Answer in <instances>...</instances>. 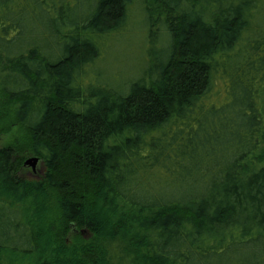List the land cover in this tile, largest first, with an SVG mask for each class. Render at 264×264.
<instances>
[{
  "label": "trees",
  "instance_id": "1",
  "mask_svg": "<svg viewBox=\"0 0 264 264\" xmlns=\"http://www.w3.org/2000/svg\"><path fill=\"white\" fill-rule=\"evenodd\" d=\"M137 8L164 60L125 93L84 86ZM39 17L47 45L21 43ZM263 95L264 0H0V126L23 139L0 148V254L264 264Z\"/></svg>",
  "mask_w": 264,
  "mask_h": 264
},
{
  "label": "rangeland",
  "instance_id": "2",
  "mask_svg": "<svg viewBox=\"0 0 264 264\" xmlns=\"http://www.w3.org/2000/svg\"><path fill=\"white\" fill-rule=\"evenodd\" d=\"M80 5L81 10L79 13L87 14L88 4L86 2H80ZM130 19L127 28L124 29L121 34L115 35L111 41L109 39L108 43L104 45V53L102 54V57H100L93 66H87L86 69L84 68L87 73L86 76H82L84 86H106L112 91H121L125 93L130 82H133V80L140 78L144 74H149L153 67L157 66V64H161L164 60V54H162V52L168 44V36L166 32L162 29L161 37L158 39L159 43H156L154 48H151L147 41L148 22L144 14H142L141 9L137 8V10H133ZM38 21L39 22H36L39 26L38 28H36L37 25L35 24L33 26L26 24L25 37L21 43H27V40H29L42 46L47 45L46 42L42 41L39 31L41 33L47 32L48 24L50 23L47 21V18L39 17ZM18 23L21 24V20L18 19ZM82 73L83 70L81 75ZM92 87L85 91L92 90ZM262 100V112L264 116V95ZM8 122H6L8 124L0 126V148L23 140L19 127L13 124L11 117ZM226 141L227 140L225 139L223 145L218 150V153L213 154V157L217 158L218 156V158H221L225 156L227 147L224 152H221V150L224 145L227 144ZM259 151L261 160H263L264 164V124ZM30 158L33 157L30 155L27 156L24 159L23 164ZM219 160L220 159H218V161ZM213 162L215 161L207 159L204 166H209V164L213 165ZM42 171V164L39 161L34 171L31 166L26 167L23 176L30 179L37 178L40 177ZM85 237L86 236L84 235V238ZM106 248H108L110 264L133 263L132 257L123 251L122 245L118 242L107 243ZM0 264H20V259L10 253H1Z\"/></svg>",
  "mask_w": 264,
  "mask_h": 264
},
{
  "label": "water",
  "instance_id": "3",
  "mask_svg": "<svg viewBox=\"0 0 264 264\" xmlns=\"http://www.w3.org/2000/svg\"><path fill=\"white\" fill-rule=\"evenodd\" d=\"M39 161L40 160L38 158H30L24 163L23 167L26 168L28 166H31L33 168V171H34L36 166L38 165Z\"/></svg>",
  "mask_w": 264,
  "mask_h": 264
}]
</instances>
